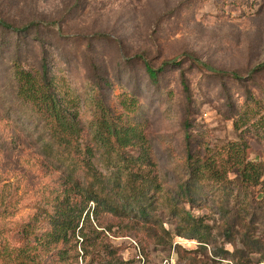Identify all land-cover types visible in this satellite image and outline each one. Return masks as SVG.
<instances>
[{"label":"rangeland","instance_id":"1","mask_svg":"<svg viewBox=\"0 0 264 264\" xmlns=\"http://www.w3.org/2000/svg\"><path fill=\"white\" fill-rule=\"evenodd\" d=\"M0 14L18 25L41 23L20 35L0 27V264H139L138 249L148 264L168 256L177 264H235L234 255L264 264V175L251 202L234 183L203 180L185 193L189 149L203 154L240 139L248 159L264 164V0H0ZM14 60L30 70L49 65L78 113L81 144L94 142L99 102L142 130L145 147L122 148L110 162L113 153L93 145L92 162L108 179L98 194L111 190L108 201L121 213L76 188L67 199L76 184L51 165L59 153L17 94ZM146 62L165 66L157 81ZM130 99L128 113L121 101ZM126 158L144 173L133 188ZM140 187L143 204L153 205L147 216L123 199V189ZM237 201L247 215L237 214ZM64 205L84 212L78 228L54 242L50 216ZM187 213V226L200 223L209 241L177 235ZM250 236L258 242L253 253Z\"/></svg>","mask_w":264,"mask_h":264},{"label":"trees","instance_id":"2","mask_svg":"<svg viewBox=\"0 0 264 264\" xmlns=\"http://www.w3.org/2000/svg\"><path fill=\"white\" fill-rule=\"evenodd\" d=\"M40 21L33 19L30 22L18 25L9 20L6 16L0 14V27L4 29H10L16 34L20 35L22 31H31L32 29L38 30L40 27ZM173 62V61H172ZM172 62H166L168 65ZM164 64V65H165ZM147 72L153 81H157L159 71H162L165 66L158 69L154 68L150 63H145ZM258 69H264V62L259 65ZM216 72H224L214 69ZM14 72L15 78L18 83V96L21 101L28 105H32L33 110L37 114L40 122H43L44 129L48 132L50 137L49 143L55 145L54 148L59 153L56 156H51V165L59 167L66 174V180L74 182L76 186L70 187L67 193V199L70 201L72 193L76 188L78 191L83 192L84 200L101 202L110 205V210L117 213L119 212L118 206L113 205L108 201L111 190L107 191V197L100 196L97 191V187L108 181L106 177L100 174L92 162L91 156L95 154L93 145L103 143L106 152L109 154L113 153L112 157L108 158L114 160L119 154L120 150L125 147H138L142 144L144 147L147 143L142 130L136 125H131L128 121H123L120 116H113L109 106L105 103L99 102V126L96 130L93 143L81 144V128L77 120L78 113L76 110H71L72 107L67 101L60 96V86L57 84L55 76L49 68L47 63L43 64L42 70H30L24 68L19 60H14ZM232 76L238 78L240 75L237 72H232ZM185 82V80H184ZM187 86V85H186ZM128 104H125V100L121 101L124 111L131 113L132 105L135 106L134 99ZM187 127V126H186ZM188 129V127H187ZM186 138H190L189 130L186 131ZM95 143V144H94ZM102 145V144H101ZM49 149L51 146H47ZM248 144L245 141L233 140L229 141L220 147H209L207 146L204 153L199 152L193 153L192 149H189V154L186 159L187 167L190 169V178L192 186L187 185L185 187V193H191L193 185L197 182L207 180L209 182L215 181L217 183L224 184H236L237 189L244 196L245 202H251L256 199V193L254 188L258 187L263 183L262 177L264 175V164L263 162H254L249 160L246 151ZM47 155L52 154V151H47ZM56 157L59 162H56ZM132 161L130 158H126V164L124 166V172L126 173L127 181L130 182L131 188L133 183L136 182L144 173L141 170H135L130 167ZM59 165V166H58ZM140 171V172H139ZM230 173H236L234 179L230 178ZM133 182V183H132ZM183 187V185H182ZM130 189H123L124 203L129 208H136L140 215L147 216L148 211L152 208V204H143L142 198L138 193L145 188H139V191H132ZM135 190V188H134ZM239 197V196H238ZM264 197V192H263ZM242 199V198H240ZM236 204L237 214L245 211L247 215V208L243 209L244 205L240 201ZM264 204V198H263ZM241 207L238 210V207ZM61 210H57L56 215H51L52 229L49 232L50 239L54 242L65 239L70 231L74 232L82 219L84 212V205L79 212L75 209L70 208L68 205H64ZM240 211V212H238ZM182 220L186 225H183L177 233L179 237L194 238L199 240L201 243L209 241L206 232L200 226L201 224L197 221H193L189 226V214L183 217ZM244 220L241 219L239 226L245 228L247 232H251V225L242 223ZM236 226H233L235 228ZM253 236L247 240V245L252 247L250 252H256L257 241L252 240ZM225 251L224 254H227ZM235 264H250L251 258L245 257L243 260L240 257L234 255L232 258ZM123 260H119L112 264H124Z\"/></svg>","mask_w":264,"mask_h":264},{"label":"built area","instance_id":"3","mask_svg":"<svg viewBox=\"0 0 264 264\" xmlns=\"http://www.w3.org/2000/svg\"><path fill=\"white\" fill-rule=\"evenodd\" d=\"M137 263L139 264H148L147 258L142 252L141 249H138V254H137ZM160 264H177V260L175 257H166L164 258Z\"/></svg>","mask_w":264,"mask_h":264}]
</instances>
